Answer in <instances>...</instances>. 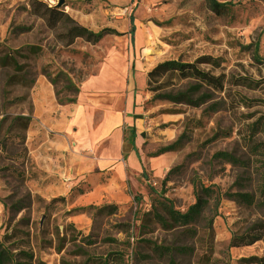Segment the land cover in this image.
<instances>
[{
	"label": "rangeland",
	"instance_id": "1",
	"mask_svg": "<svg viewBox=\"0 0 264 264\" xmlns=\"http://www.w3.org/2000/svg\"><path fill=\"white\" fill-rule=\"evenodd\" d=\"M58 1L0 0V243L11 264H258L264 0H215L221 15L207 0H63L57 10L79 25L123 34L71 45L33 12ZM166 61L222 77V92L198 107L153 99L190 84L147 78ZM201 188L218 200L194 230L155 223L161 205L185 213ZM250 230L258 241L230 247Z\"/></svg>",
	"mask_w": 264,
	"mask_h": 264
},
{
	"label": "trees",
	"instance_id": "2",
	"mask_svg": "<svg viewBox=\"0 0 264 264\" xmlns=\"http://www.w3.org/2000/svg\"><path fill=\"white\" fill-rule=\"evenodd\" d=\"M207 1L213 13L217 15L223 13V8H225L224 5L216 3L215 0ZM33 12L44 21L50 30H60L61 32L64 30L63 33H59V36L67 45H71L76 39H82L87 43L96 44L107 35H123L122 33H117L115 30L109 28H105L99 32H92L76 23L65 13L41 3H38L37 8H35ZM134 30L133 19L131 18L130 29L128 31V34L131 37L134 34ZM2 60L4 64L8 60L13 62V58L8 55H5ZM205 60L206 59H201V63ZM168 75L175 76L182 81H189L190 84L182 91L157 94L153 99H162L177 105L182 104L191 107H198L207 102L212 97L213 93H220L223 90L222 77L214 76L211 73L200 69L196 63L186 64L177 61H166L155 66L147 74V78L151 80ZM70 87H73L71 83ZM184 139L185 134L183 133L174 143L163 150L174 151L179 149ZM217 200L218 198L213 195V191L209 188H201L200 190H196V201L185 213H180L174 210L171 203H165L160 207L161 214L155 210L152 214V218L155 223L165 230H171L173 228H190L191 230H194V226L207 210L209 202H217ZM259 239V235L251 233L250 230L241 236H232L229 244L230 247L247 246L252 245ZM13 259V254L0 243V264H11L13 263ZM255 260H257L258 264H264L263 258ZM171 264L173 263L171 262Z\"/></svg>",
	"mask_w": 264,
	"mask_h": 264
},
{
	"label": "water",
	"instance_id": "3",
	"mask_svg": "<svg viewBox=\"0 0 264 264\" xmlns=\"http://www.w3.org/2000/svg\"><path fill=\"white\" fill-rule=\"evenodd\" d=\"M64 1L59 0L58 3L55 5V9L60 8L63 5Z\"/></svg>",
	"mask_w": 264,
	"mask_h": 264
}]
</instances>
